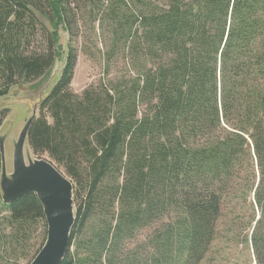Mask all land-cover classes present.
<instances>
[{"label":"trees","instance_id":"16d2710c","mask_svg":"<svg viewBox=\"0 0 264 264\" xmlns=\"http://www.w3.org/2000/svg\"><path fill=\"white\" fill-rule=\"evenodd\" d=\"M79 13L125 71L76 93ZM57 60L27 143L73 184L60 264H206L219 243L264 264V0H0V99ZM45 237L34 193L0 195V264Z\"/></svg>","mask_w":264,"mask_h":264},{"label":"rangeland","instance_id":"374dc122","mask_svg":"<svg viewBox=\"0 0 264 264\" xmlns=\"http://www.w3.org/2000/svg\"><path fill=\"white\" fill-rule=\"evenodd\" d=\"M76 18L79 21L78 33L74 42L77 49V60L73 68L70 87L74 92L80 93L85 87L95 83L103 76V70L106 66L109 70L108 75L110 78H114L124 72L125 67L119 50L113 55L107 65L104 63L103 53L109 46L106 28L102 27L100 29L96 22H91V19L84 14L79 13ZM60 41L64 48L67 42V34L63 30H60ZM61 66L62 60H57L50 71L49 77L37 81V86H34V83L14 86L8 95L0 99V111L7 109L6 117L0 122L4 170L3 172L0 170V179L2 173L7 178L12 173L13 160L16 153L19 152V156L26 164L37 157L30 150L27 141H23L25 126L32 114L37 113L35 109L38 98L35 90L41 89L47 84L40 91V96H45L57 80ZM43 156L47 158V155ZM60 170L63 172L62 169ZM41 225H37L32 238L24 249V253L31 254L39 246L43 239ZM145 233L147 231L141 232L138 238H142ZM250 252L245 248L243 249L242 246L219 243L215 254L212 255L206 264H255ZM4 261L11 263L9 260ZM27 261L19 259L17 263L27 264Z\"/></svg>","mask_w":264,"mask_h":264},{"label":"water","instance_id":"95a60500","mask_svg":"<svg viewBox=\"0 0 264 264\" xmlns=\"http://www.w3.org/2000/svg\"><path fill=\"white\" fill-rule=\"evenodd\" d=\"M43 88L35 93L38 98L35 110L44 97L40 96ZM35 115L32 114L26 123L23 141H27L28 127ZM2 142L0 138L3 172ZM30 192L37 196L42 206L46 222V237L28 264H60L68 249L69 236L75 219L73 184L48 158L36 157L26 164L18 152L13 160L12 173L8 178L2 173L0 195L5 203H9Z\"/></svg>","mask_w":264,"mask_h":264}]
</instances>
